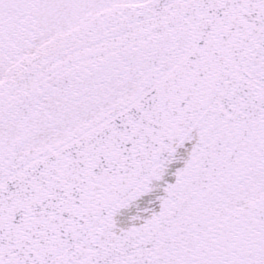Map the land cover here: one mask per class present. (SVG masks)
Here are the masks:
<instances>
[{
	"label": "snow or ice",
	"instance_id": "obj_1",
	"mask_svg": "<svg viewBox=\"0 0 264 264\" xmlns=\"http://www.w3.org/2000/svg\"><path fill=\"white\" fill-rule=\"evenodd\" d=\"M0 264H264V0H0Z\"/></svg>",
	"mask_w": 264,
	"mask_h": 264
}]
</instances>
